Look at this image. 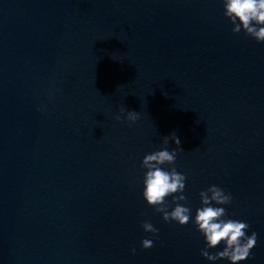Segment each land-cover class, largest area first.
Returning a JSON list of instances; mask_svg holds the SVG:
<instances>
[{
    "label": "clouds",
    "instance_id": "obj_1",
    "mask_svg": "<svg viewBox=\"0 0 264 264\" xmlns=\"http://www.w3.org/2000/svg\"><path fill=\"white\" fill-rule=\"evenodd\" d=\"M224 16L233 25L232 32L239 34L241 31L258 43H264V0H222ZM125 108H120V115L115 117L120 121L122 118L134 123L139 119L138 112L127 111L124 116ZM171 139L176 144V149L169 151L167 147L162 150L145 154L142 159L141 167L145 169L143 178V198L149 207L155 209L157 213L162 214L165 222H176L180 226L194 223L196 229L204 238L205 248L201 250L200 255L208 261H217L226 259L230 264H239L251 255L257 240V234L252 232L249 236L247 232L250 225L247 222L226 218L227 211L225 207L218 205H230L232 196L226 193L222 188L211 185L206 190L199 193L201 207L195 211L194 220L191 215V208L184 206L181 202L187 201L184 195L185 181L187 177L176 171L173 166L166 170L164 165H175L180 140L171 134ZM165 146L169 143V137H164ZM172 197V204L175 206L171 211L168 209L171 204L167 198ZM142 228L146 233H151L154 238H158L159 230L149 221L142 223ZM224 244L223 250L211 254L209 249ZM143 249H149L154 246L153 239L145 238L141 241ZM135 252V249L132 250Z\"/></svg>",
    "mask_w": 264,
    "mask_h": 264
}]
</instances>
